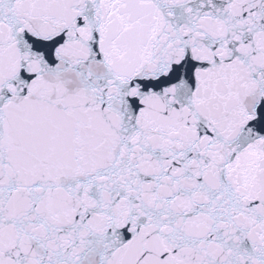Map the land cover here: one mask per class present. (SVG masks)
Listing matches in <instances>:
<instances>
[{"label": "snow or ice", "instance_id": "1", "mask_svg": "<svg viewBox=\"0 0 264 264\" xmlns=\"http://www.w3.org/2000/svg\"><path fill=\"white\" fill-rule=\"evenodd\" d=\"M0 264H264V0H0Z\"/></svg>", "mask_w": 264, "mask_h": 264}]
</instances>
